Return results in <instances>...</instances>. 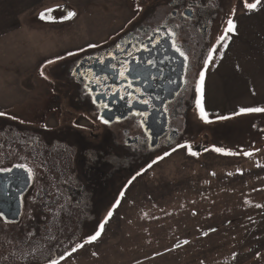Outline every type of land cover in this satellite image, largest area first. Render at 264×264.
Listing matches in <instances>:
<instances>
[{"label":"flooded vegetation","instance_id":"1","mask_svg":"<svg viewBox=\"0 0 264 264\" xmlns=\"http://www.w3.org/2000/svg\"><path fill=\"white\" fill-rule=\"evenodd\" d=\"M147 14L144 19H150L149 23L133 22L99 49L69 60L64 86L53 83L46 104L42 94L34 117L26 120L11 113L0 116V168L12 169L0 174V211L4 217L0 219L4 225L0 226V251L6 253L4 257L1 254L6 264H35L39 258L52 261L51 255L61 244L64 247L77 239L74 234L59 235L63 226L69 227L79 216L83 222L91 217V227L81 222L84 230L93 228L98 212L102 213L108 202L109 190L124 174L140 164L145 166L156 153L176 149L171 146L179 135L172 121L180 114L183 118L193 106L204 60L215 53L211 38L218 8L211 0H152ZM170 31L174 33L171 38ZM173 40L187 61L173 49ZM122 62L130 66L127 79L112 70L113 66L119 70ZM62 104L88 115L93 127L85 129L70 120L61 126L57 116L61 115ZM152 110L158 121L165 122L164 131L156 137L147 127ZM45 114L55 126L47 125ZM117 125L116 131L110 128ZM18 164L31 171V179L14 167ZM16 199L18 219L9 221L5 216L12 215ZM31 221L38 222L36 238L33 235L30 242L12 241L13 234L18 236L24 230L20 224L27 223L30 230ZM51 229L56 239L50 238ZM45 238L49 241L47 250ZM30 253L36 254L29 258Z\"/></svg>","mask_w":264,"mask_h":264},{"label":"crops","instance_id":"2","mask_svg":"<svg viewBox=\"0 0 264 264\" xmlns=\"http://www.w3.org/2000/svg\"><path fill=\"white\" fill-rule=\"evenodd\" d=\"M87 2L0 0V55L6 60L13 45L23 44L26 35L44 38L47 34L46 38L51 39L58 32L68 34L72 19L39 20L38 14L59 5L76 8L78 3ZM230 20L235 25L234 32L227 31V24L213 57L205 61L198 99L208 122L222 126L243 122L244 129L239 130V136L235 135L238 130L231 132L233 136L228 135L223 149L217 145L219 131L213 136L211 149L202 147L192 155L193 151L178 147L138 172V176L147 172L150 180L128 182L119 202L126 208L135 202H154L155 214L125 216L126 210L122 213L121 209H115L110 217L106 216L107 226L103 224L100 235L103 236L106 226L107 237L111 239L106 246L102 245L101 252L93 253L101 259L96 264H108L106 259H115L116 253L117 264H172L178 258L181 259L178 264H184L190 259L198 260L200 255L204 258L209 253L221 254L222 239L236 238L238 230H246L247 236L253 231V222L264 221V112H240L242 108H264V0L255 9L233 11ZM55 51L51 47L46 51L40 49L36 61L53 60L74 50L66 45L64 50ZM10 72L4 68L2 77L7 78ZM22 72L18 69L15 75L21 77ZM0 86L1 108L21 100L23 91L19 86L16 98L7 90L9 82ZM239 138L244 141L241 146L237 141L233 143ZM178 153L184 156L177 157ZM165 158H170L168 164L160 165ZM164 172L170 176L167 181H161ZM122 214L126 219L134 216L136 219L126 226ZM237 220L245 225H232ZM114 263L116 260L111 264ZM197 263L205 264L204 260Z\"/></svg>","mask_w":264,"mask_h":264},{"label":"rangeland","instance_id":"3","mask_svg":"<svg viewBox=\"0 0 264 264\" xmlns=\"http://www.w3.org/2000/svg\"><path fill=\"white\" fill-rule=\"evenodd\" d=\"M150 2H152V0H88V2L85 3L84 5L82 3H78L76 8H74V6H66V5H59L50 8V9H54V11L50 15L54 16L56 18L55 20L65 19L64 17L66 16V13L68 11H72L76 13L74 17L69 18V20L72 19L73 21L72 23L69 24L70 25L69 30L66 31L68 32V34L64 33L65 31L58 32V34H56L51 39L46 38L47 34L44 35V38L43 36H39V35H38L39 37L37 36L34 37L32 34L28 36L26 35V37L23 40L24 42L23 44L21 43L20 45L19 44L13 45L12 49L13 48L14 49L11 50V53L8 54L6 60H4L2 58V55H0V85L2 83L9 82L10 89L7 88V90L10 91L9 93H11L12 97L14 96V98L17 97V92L15 91L17 89L16 86H19L23 91L20 101L13 102V104H11L8 108L5 109L0 107V112H3L5 114L11 113L13 116L17 118L26 119V120L27 119L29 120L32 117H34L36 115L35 112L37 111L34 108L41 105L42 94L44 93L45 95L43 102H45L46 104V102L52 96L51 91H53V87H52L54 85L53 83H56L58 86L61 87L64 86L65 75L68 74L67 63L69 60H72L75 57H78L82 53H85L87 51L99 49L101 45L105 43V41H111L115 39L122 31L126 30L133 22L142 20L143 23L144 22L149 23L150 19L148 18L144 19V16L148 15L147 9H148V5H150ZM254 2L255 0H211L212 5L218 8V15L216 19L217 24L213 26L215 28L214 30L215 32L211 38V42L217 46L219 40L224 35L225 29L227 27L228 21L232 17L233 11L235 10L237 11L245 8L246 3L250 4ZM61 9H63V11H61ZM162 9L164 8L162 7ZM42 12H47V10ZM41 13L38 14L39 20H41L40 19ZM30 36H32L31 39L29 38ZM66 45L71 46V48H73L74 51L70 52L73 53V55H68V53L67 54L61 53L60 55L58 54L59 51L65 49ZM90 45H92L93 47H90ZM48 47H51L52 49L56 48V51L59 50L55 54L59 56L57 58L56 57L52 58L53 59L52 61L54 62L51 64H49L47 60L41 63L37 62L36 53H38L40 49H44L46 51ZM208 59L209 56L207 55L204 60V63ZM63 64L65 66L62 67ZM37 65H38L37 67L38 69L36 68L35 71L33 72L32 68H34ZM4 68L6 72L11 71L10 75L7 78L2 77L1 74V71H4ZM18 69H21V71H23L21 73V77L15 75L18 72ZM41 72L44 73L43 76L41 75ZM45 76L47 77V79L44 78ZM48 81H50V83H48ZM197 87H198V83H197ZM60 95H61V102H63L64 98L62 94ZM198 97H199V93L198 91H196L193 106L189 107V109L186 110V114L185 116H183V118H182V114H180L177 119L172 121V125L177 129L179 136L178 139L174 141L171 148L182 147V149L184 150V149H197V148L206 147L211 149L213 146L212 140L214 134L216 135L217 132L221 131L219 133L221 134L220 141H218L217 145L221 146V148L223 149V146L226 143L225 140L230 138L228 137V135L233 136L231 132L235 133L238 130V133H236L235 135L239 136V130L244 129L243 122L235 126H222L212 122H205L204 119H201L200 107L197 106ZM62 107L63 108L60 112L61 115L57 116L59 118L58 123L61 126L63 125V123H67V121L70 120L69 123L77 124L79 127H84L85 129H90L91 127H93L91 121L87 119L89 118L88 115L86 116V114H81L79 113L78 110L76 111L68 110L63 104ZM45 116L48 118L47 125L49 127L55 126L54 125L55 121L52 120L51 117H49L48 115L45 114ZM110 128L116 131V129H118V125ZM88 131L89 130H87V133ZM233 141H235L233 143H236L237 141V143H239L238 145L240 144L243 145L244 143V141H241L240 138L239 140L235 139ZM196 142L197 143L199 142V144H197L198 146H194L196 145ZM252 142H255V139ZM156 154L155 157L151 159L146 165L144 164L145 166H143V164H140V166L134 168L132 172L124 174L120 182L112 190L111 189L109 190L108 202L104 206V210L102 211V213L101 211L98 212L99 217L97 218L98 220H96L93 228L84 230L81 227V224L88 223V226L91 227L90 224L91 217L87 218L88 222L87 221L83 222V221H79L80 219L79 216H77L76 222H73L69 227L66 228L65 226H63V229H61V233L59 235L64 234L66 236L68 234H74L75 236H77V239L75 243L71 242L70 245H66L64 247L62 246L63 244H61L58 251H56L55 253L53 252L54 254L51 255L53 256L52 257L53 260L58 261V264H96L101 259L96 257L95 254L93 253L101 252L102 245L106 246L111 239L110 237H107L109 236V232L108 229L106 228L107 219H105L106 216L108 217L109 212L115 213L116 210L121 209L122 213L126 210V212L123 213L125 216L136 214V216L141 215L144 217L145 215L155 214L153 212L154 202L151 203L135 202L132 203L130 207L126 208L125 205L120 204L119 201H120V195L129 181H130L129 183L131 184V182L141 183V182H148L150 180V176L147 174V172L140 176H138L139 175L138 172L142 171L145 167L151 165L156 157L159 158L161 156L166 155V153H159L157 155ZM183 154L184 153H178L176 156L181 158V156H184ZM169 159L170 158H165L161 161L162 164L161 163L159 164L162 166L164 165L166 166L170 161ZM46 162H47V158H46ZM159 164L157 165L160 166ZM157 170L158 169H156V171ZM167 177L170 176L164 172L162 174L161 181H167L168 180ZM123 214L121 215L122 216L121 219L122 221H125L124 223H126V226H129V224L133 223V221H135L136 219L135 216L132 219L130 218L126 219V217H124ZM50 222L52 223V221ZM29 223H30L29 226L30 230H27V225H28L27 223L25 225L24 222L20 224L21 226H23L24 230L22 233H19L18 236H15L17 234H13L14 237L12 241L21 242L23 240L24 241L29 240L30 242L31 238L33 239V235L36 238V233H38V231H36L38 222L31 221ZM48 223L49 222L45 224L44 234L47 232ZM101 224L106 225L103 236L101 237L100 235L99 237H97V240L92 241L90 243L86 242L87 238H89L91 235H94L97 231L100 232ZM251 224L252 223H247V226H250ZM232 225H236L237 227L243 226L245 225V222H240L239 220H237V222H232ZM0 226L3 227L4 225L0 224ZM252 226H253L252 227L253 231L249 235L247 234V236H244V234L248 233L245 232L246 230L245 231L238 230L236 238L222 239L221 254L217 255V254L209 253L204 255L203 256L204 258H201L200 255V257H198L199 258L198 260L190 259V261H187L184 264H198L197 262H200V260L201 261L204 260L205 264H264V236H260L261 234H264V232H262V229L264 228V221L260 220L257 222H253ZM15 230L17 229L14 227L12 231L15 232ZM49 235L51 236L50 237L51 239L57 238V236H55L53 229L50 230ZM44 243L46 244L45 247L47 250V245H49L47 243H49V241L46 240V238ZM80 243H83V247L77 248L75 252H72V249L76 247L77 244ZM13 249L17 251L19 254H21V252H19L20 249H16L15 247ZM230 251L231 253H229ZM1 254H3L4 257L6 253H2L0 251V261H1L0 264H6L4 258L2 259ZM35 254L36 253H30L28 254V257L29 258L34 257ZM9 255H11V253H9ZM13 256H18V255L15 254ZM61 257H63V259H61ZM105 257L107 258V256ZM40 259L42 258L37 259L38 261L35 264H51V260L49 259L48 260H46L45 258L43 260ZM114 260H116V264H117L118 261L117 253L115 259L114 258L106 259V261H108L107 262L108 264L113 263ZM180 260L181 259L178 258V260L176 259L175 261H173L172 264H178L180 263L179 262Z\"/></svg>","mask_w":264,"mask_h":264},{"label":"snow or ice","instance_id":"4","mask_svg":"<svg viewBox=\"0 0 264 264\" xmlns=\"http://www.w3.org/2000/svg\"><path fill=\"white\" fill-rule=\"evenodd\" d=\"M260 3V0H255L254 3H246V7H248L250 10L252 9H255L257 7V5ZM54 11V9H48L47 12H42L40 14V19L41 20H45V19H49L51 21H55V17L54 16H51L50 14ZM61 11H63V9H61ZM76 15L75 12H72V11H68L66 13V16L64 17L65 19H69L71 17H74ZM234 29H235V25L233 24V22L231 20L228 21V29L227 31H231V32H234ZM174 36V33H172L171 31L168 33V37L171 38ZM90 47H93L92 45H90ZM119 47V46H117ZM172 47L175 51H177L182 57H184L185 61H187V56L185 55V53L183 51H181L179 48L176 47V44H175V41L173 40L172 41ZM68 55H73V53H68ZM129 55H131V53H129ZM209 60H211V56L209 57ZM54 61L52 60H49L48 63L51 64L53 63ZM101 64L105 63V61L103 59H100L99 61ZM112 70L113 71H118V75L120 76L121 79H127V73H129L130 71V66L127 64V62H122L121 63V66H120V69L117 70L116 66H113L112 67ZM41 75L43 76L44 73L41 72ZM45 79H47V77L45 76L44 77ZM203 80H204V72L201 71L200 73V86H198L197 88V91H201L202 88V84H203ZM95 103V101H93ZM145 104H147V101H144ZM197 106L200 107V112H201V119H204L205 122H208L207 121V117H206V114L204 113V110L203 108L201 107V103H200V100L198 99L197 100ZM106 107V106H105ZM240 112L242 113H260V112H264V108H242L240 109ZM5 115V113L3 112H0V116H3ZM143 115V114H141ZM223 119H227V117H223ZM101 122L102 123H105L107 124L108 121L107 120H104V119H101ZM175 150V149H174ZM189 151L191 152V149H189ZM215 151H223L222 149H215ZM192 155H196L195 152H191ZM225 154H231V153H225ZM167 155V153H166ZM245 155H248V153H245ZM163 158V157H161ZM15 168L17 169H21L23 171H25L28 176H29V179H31V176H32V173L31 171L23 164H18V165H14ZM12 171L11 168H0V174H7V173H10ZM257 207H259V205H257ZM112 215V212H109L108 213V216L110 217ZM3 214L0 213V219H3ZM104 225L101 224L100 225V228L103 229ZM100 236V232L97 231L94 235H91L89 238H87V241L88 243L92 242V241H95L97 239V237ZM185 243H187V241H185ZM80 247H83V243H80V244H77L76 247H74L72 249V252H75L77 250V248H80ZM61 259H63V257H61ZM51 264H58V261H51Z\"/></svg>","mask_w":264,"mask_h":264},{"label":"water","instance_id":"5","mask_svg":"<svg viewBox=\"0 0 264 264\" xmlns=\"http://www.w3.org/2000/svg\"><path fill=\"white\" fill-rule=\"evenodd\" d=\"M135 109L138 111L144 110L141 107H135ZM156 114L157 113H155V111L152 110L151 114L147 117V127L150 128L153 132H155V134H154L155 137L160 135L164 131V124H165L163 119H160V121H158L156 119V117H157ZM23 186H24L23 187V190H24L27 186V181L25 182V184ZM21 192H22V189H21L20 193ZM16 200H17V202L15 203L12 215L10 217L5 216V218L9 221H16L18 219V214H19L20 210H19V201H18V199H16ZM0 213H2V212L0 211Z\"/></svg>","mask_w":264,"mask_h":264}]
</instances>
